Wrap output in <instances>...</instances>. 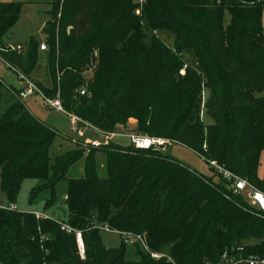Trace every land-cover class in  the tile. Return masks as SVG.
Here are the masks:
<instances>
[{"label": "trees", "instance_id": "1", "mask_svg": "<svg viewBox=\"0 0 264 264\" xmlns=\"http://www.w3.org/2000/svg\"><path fill=\"white\" fill-rule=\"evenodd\" d=\"M49 4L42 33L50 45V86L37 84L46 98L58 96L64 113L104 135L135 119L137 133L184 145L264 193V175H257L264 150V0ZM21 8L20 2L0 1V60L29 77L39 43L29 38L17 53L5 50L2 39ZM160 34L173 37V52ZM185 50L195 66L176 80L183 65L176 54ZM87 69H94L93 77L84 83ZM16 93L10 88L13 100L0 112V195L8 202L0 207V264H171L166 257L151 258L138 244L136 259H125L123 242L117 249L102 244V225L145 233L148 249L175 264L216 263L236 248L264 257V214L234 193L213 167L218 182L163 151L110 141L98 147L75 142L73 150L52 159L56 130L32 115ZM202 115L212 123L205 124ZM98 151L105 155V178L96 173ZM84 153L85 175L68 180L66 223L11 208L29 178L40 181L31 198L47 192L49 207L56 184Z\"/></svg>", "mask_w": 264, "mask_h": 264}, {"label": "rangeland", "instance_id": "2", "mask_svg": "<svg viewBox=\"0 0 264 264\" xmlns=\"http://www.w3.org/2000/svg\"><path fill=\"white\" fill-rule=\"evenodd\" d=\"M2 2H20L22 3V8L20 16L15 23V25L3 36V41L6 44H12L14 46H20L21 51L25 50L26 44L29 38H33L36 42L45 43L47 36L42 33V27L45 20H47V10L50 9V0H1ZM141 0H133V2L141 5ZM59 16V14H58ZM229 23V15L227 12H224L223 24L226 26ZM262 31L264 32V9L262 13L261 21ZM156 35V33H154ZM161 41L170 49L174 51V41L173 37L165 34L157 35ZM150 36L146 37L148 41ZM50 52V45L47 46L46 52H39L37 63L34 70L31 72L30 76L27 77L31 82L40 84L43 87L50 86V79L47 70L48 64V53ZM56 55V53H55ZM97 55V54H96ZM177 57L182 58L183 65L178 70L177 74L174 76L176 80L184 77L187 67L195 66V59L193 55L185 50L182 53L176 54ZM95 66L97 64V56L95 57ZM167 61L166 63H168ZM94 69H87L83 73L84 83L89 82L93 77ZM0 80L4 82L3 89L0 92V112H3L13 99L10 96L6 86L14 87L16 90H19L22 86V81L12 69L8 68L0 60ZM5 85V86H4ZM16 96V95H15ZM203 96L208 97V90L203 91ZM18 99L17 97H15ZM20 100V99H18ZM27 109L32 115H34L38 120L42 121L49 127H52L57 132V137L54 139L50 147V156L55 157L63 152L73 150L75 148V142L83 143L86 146L88 143L93 141L99 142L101 145H105L106 136L102 133H99L91 126L82 125V136H78L77 128L79 127L78 123L73 121L71 116L66 113L56 111L45 105L44 101L39 95H34L27 97L21 100ZM175 113V111H172ZM202 120L205 124L212 123V120L206 115H202ZM127 128L123 126H117L115 134L111 138V143L118 145L120 147H128L131 142L128 135L137 133V121L128 120ZM125 134V135H123ZM154 137V136H153ZM85 149V147H83ZM82 148V149H83ZM86 150V149H85ZM164 153L168 154L172 158L186 165L190 169L201 173L206 176H213V180L218 182L219 177L215 174L212 166L203 161L198 155H196L192 150L185 147L184 145L178 143H170L168 146H165ZM261 155V154H260ZM95 165L96 173L98 177L105 178L106 168H105V155L103 152H96L95 156ZM260 160V157H259ZM85 161L86 153H84L74 164H72L67 173L66 177L60 180L54 189V202L46 207V202L50 198V195L47 192L37 193L33 199L31 198V191L33 188L37 187L40 184L38 179H25L20 185L14 209L25 212V213H42L46 215L47 218L55 220L59 223H66L68 211L65 203V198L67 195L68 189V180L69 179H79L85 175ZM259 167V166H258ZM258 171V170H257ZM242 198L245 202L248 203L249 199L246 195V192L241 193ZM8 205V202L0 195V205ZM36 215V214H35ZM38 218H43L40 215H36ZM100 228V226H98ZM100 238L102 244L107 248L117 249L121 246V237L113 232L101 231ZM83 245V244H82ZM141 247L140 245H138ZM83 252L84 248L82 247ZM136 245L128 244L124 247V256L127 260L136 259ZM82 252V255H83Z\"/></svg>", "mask_w": 264, "mask_h": 264}, {"label": "built area", "instance_id": "3", "mask_svg": "<svg viewBox=\"0 0 264 264\" xmlns=\"http://www.w3.org/2000/svg\"><path fill=\"white\" fill-rule=\"evenodd\" d=\"M140 3H142V0L140 1ZM137 13H139V11H137ZM20 49H21L20 46H14L12 44H7L5 46V50L14 51L17 53L21 51ZM39 50L46 51L47 45L45 43H41L39 45ZM18 75H19L20 80L22 81V86L19 90H17V93H16V96L18 99L23 100L27 97L34 96L36 94L42 98V100L48 107L53 108L59 112H64L58 96L54 99L46 98L43 95L40 88L35 83L31 82L23 74H18ZM78 93L80 95H84L85 90L81 89L79 90ZM71 118L73 119V121L79 124L78 125L79 127L77 128L76 132L78 136H82L81 126L86 125V124L79 122V120L74 116H71ZM105 136H106L105 144H107L109 142V138L111 134H107ZM128 137L130 139L132 146L138 149H143V150L154 149L158 151H163L165 146H168L170 144L169 140L167 139L153 137V136H149L146 134L135 133V134L128 135ZM88 144L91 145L92 147H98L101 145L97 141H93ZM210 165L214 168V170L218 174L221 175V177L224 180H226V182L229 184V188L234 193L241 194L243 192H246V195L248 196V199H249L248 204L252 206L253 208H255L257 211L264 214V193L263 192H261L260 190L256 189L254 186L249 184L246 179L238 178L234 176L232 173L224 170L223 168L218 166L215 162H211ZM0 207H3V206L0 205ZM11 208H13V206H11ZM36 215L38 216V214ZM62 229L68 230V227L63 226ZM100 229L103 231L113 232V233L118 234L121 237L122 242L126 245L128 244L140 245L141 248L146 253H148L151 258L159 259L161 257H166L168 262H170L171 264H175L169 257H167L166 254L154 253L148 249V246L145 240V233L144 234H133L129 232L113 231L109 229L107 225L100 226ZM75 236H76V241L78 244L80 255H82L83 245H82L80 233L76 232ZM207 264H264V257L259 256L257 254L244 255L242 253L241 248H236V249H231L230 251L223 252L219 260L216 263H207Z\"/></svg>", "mask_w": 264, "mask_h": 264}, {"label": "crops", "instance_id": "4", "mask_svg": "<svg viewBox=\"0 0 264 264\" xmlns=\"http://www.w3.org/2000/svg\"><path fill=\"white\" fill-rule=\"evenodd\" d=\"M1 1V0H0ZM48 11V10H47ZM47 13V12H46ZM48 19V18H47ZM46 21V20H45ZM45 21H44V23H45ZM44 23H43V25H44ZM43 28V27H42ZM5 42V41H4ZM6 43V42H5ZM40 52H46V51H40ZM3 84H4V82H2ZM5 86V85H4ZM6 88H14V87H11V86H6ZM15 89V88H14ZM9 91V93H10V90H8ZM53 109V108H52ZM57 111V110H56ZM64 113V112H63ZM68 115V114H67ZM70 116V115H69ZM129 120H134V119H129ZM127 125V123L123 126L124 128L126 127H128V126H126ZM96 130V129H95ZM97 131V130H96ZM99 132V131H98ZM100 133V132H99ZM115 134H119V133H112L111 134V136H110V138H109V141L111 142V138L115 135ZM123 135H125V134H123ZM257 175H258V177L259 178H261L263 175H264V150L261 152V155H260V160H259V167H258V171H257ZM34 214H38V215H40V216H42V217H45V218H47V216L46 215H43L42 213H37V212H35Z\"/></svg>", "mask_w": 264, "mask_h": 264}]
</instances>
